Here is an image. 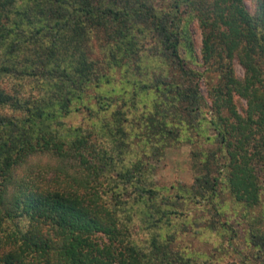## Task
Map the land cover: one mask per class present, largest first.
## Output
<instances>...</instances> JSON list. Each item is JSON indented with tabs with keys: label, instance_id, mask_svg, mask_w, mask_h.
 <instances>
[{
	"label": "trees",
	"instance_id": "1",
	"mask_svg": "<svg viewBox=\"0 0 264 264\" xmlns=\"http://www.w3.org/2000/svg\"><path fill=\"white\" fill-rule=\"evenodd\" d=\"M114 70L130 105L152 92L145 112L103 89ZM90 89L98 125L63 123ZM192 136L213 146L191 152L186 197L208 202L225 189L244 211L258 205L264 0L252 12L243 0H0V264H204L157 231L175 205L149 180L151 159ZM137 215L143 240L132 234ZM253 221L249 241L264 260V216Z\"/></svg>",
	"mask_w": 264,
	"mask_h": 264
},
{
	"label": "rangeland",
	"instance_id": "2",
	"mask_svg": "<svg viewBox=\"0 0 264 264\" xmlns=\"http://www.w3.org/2000/svg\"><path fill=\"white\" fill-rule=\"evenodd\" d=\"M160 2L163 0H159ZM247 10H254L255 0H243ZM188 28L194 44L195 51L198 53L200 46V32L197 28L195 20L189 22ZM95 50L96 43H92ZM144 46H146L144 44ZM96 58H100V54L96 50L94 53ZM232 68L237 78L243 76V68L238 64L236 58L232 59ZM112 82L103 89L112 86L110 93L117 97V105L120 106L123 100L129 109L123 107L124 110H130V114L137 115L145 112L149 108V102L153 96L151 91L147 93H139L134 97L136 101L130 105V94H123V87L128 91V86H122L119 82V72L112 71ZM33 83H29L24 87L28 88ZM206 85L201 82L200 93L208 104ZM92 94V89L88 90L83 103L75 102L74 110L67 116L62 117L63 123L69 126H80L83 129L91 128L99 123V115L95 113L94 99L88 97ZM236 106L239 110L244 107L242 99H235ZM132 103V102H131ZM207 109V108H206ZM202 115L207 116L205 108ZM128 112V111H127ZM187 134H189L187 132ZM192 134V133H191ZM206 135L211 134V130L205 131ZM204 137V136H203ZM203 137L192 136L190 139L179 138L162 149V152L151 159L153 171L149 176L151 183L160 190V192L168 196L174 203L175 210L169 218V225L162 229H157L162 234H171L172 249L180 251L188 258L204 264H264V260L259 256L256 258V251L249 241V230L254 223L255 216H264V191L260 194V203L252 209L243 210V208L232 200L228 191L222 189L211 201H205L199 197L191 199L187 198L185 191L193 183L194 170L191 164V152L199 149H206L213 146L209 139ZM41 164L50 162L46 168L54 166L53 160L43 157ZM52 172L51 170L47 171ZM260 173V172H259ZM46 180L45 177H43ZM259 179L264 184L263 174H259ZM42 180V181H44ZM62 185L64 180L59 178ZM38 180H35L36 184ZM52 182H50L51 184ZM176 212V213H175ZM132 234L138 240H143L148 233L145 225H141L138 215L132 222ZM131 224V223H130ZM261 223H256L257 227H261ZM255 226V225H254ZM255 226V228H256ZM149 227V226H148Z\"/></svg>",
	"mask_w": 264,
	"mask_h": 264
}]
</instances>
